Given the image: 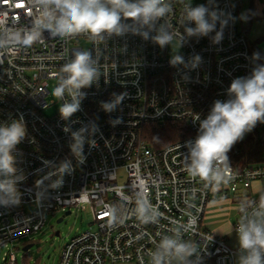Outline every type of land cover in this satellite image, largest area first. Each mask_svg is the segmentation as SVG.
<instances>
[{"label":"built area","instance_id":"1","mask_svg":"<svg viewBox=\"0 0 264 264\" xmlns=\"http://www.w3.org/2000/svg\"><path fill=\"white\" fill-rule=\"evenodd\" d=\"M168 3L171 12L160 23L173 39L164 47L151 39L155 30L148 39L128 31L101 42L88 34L52 38L43 31L26 45L41 15L37 0H0V123L23 116L27 127L16 153L17 175L24 176L16 185L21 203L0 207V252L7 249L6 264H17L16 248L22 240L27 239L24 247L34 240L49 214L73 209L90 210L93 222L62 248L58 264H156L157 259L180 264L159 248L164 237L191 242L196 247L193 264H235L239 248L204 229L203 222L211 201L231 196L241 219L264 208V124L232 147L231 179L219 186L189 175L185 142L197 135V117L204 119L214 101L228 99L231 82L250 75L257 65L253 42L239 24L243 1ZM188 4L224 13L220 19L227 23L219 42H214L219 20L206 36L187 35L185 28L195 27L184 21ZM174 42L183 49L170 53ZM78 51L91 54L100 75L81 89L85 96L70 118L63 119L59 111L47 115L56 103L48 98L66 78L61 69ZM176 56L181 60L173 64ZM122 94L123 100L105 111L103 104ZM71 99L66 92L57 102L61 106ZM166 125H181L182 138L156 147L149 131ZM73 132L83 138L79 156L72 151ZM254 137L262 146L260 154L240 148ZM63 163L69 168L61 172Z\"/></svg>","mask_w":264,"mask_h":264},{"label":"clouds","instance_id":"2","mask_svg":"<svg viewBox=\"0 0 264 264\" xmlns=\"http://www.w3.org/2000/svg\"><path fill=\"white\" fill-rule=\"evenodd\" d=\"M37 5L41 15L25 37L23 42L26 45L40 39L43 31H48L52 38L88 34L93 41L101 42L106 36H120L128 31L148 39L149 31L155 30L157 34L151 39L161 47L173 39L166 30V24L160 23L171 12L168 0H37ZM223 15L216 10L210 11L204 4L195 7L188 4L184 9V21L194 22L195 27H186L185 32L188 36H206L214 30L219 20L221 30L214 37V42H219L223 26L227 23V19H220ZM241 18L247 19L243 14ZM158 24L160 26L157 28ZM259 59V53L254 52L253 60ZM180 60L181 57L176 56L171 62L175 64ZM96 64L90 53L78 51L70 63L63 65L61 71L66 78H61L53 91V95L60 100H64L66 92L72 98L70 102L65 100L59 108L63 119L70 118L79 110L80 100L85 96L81 89L90 87L98 79L100 73ZM124 95L112 103L103 104L105 111L113 110ZM227 96L226 100L214 101L204 119L197 117V135L185 142L188 149L186 171L191 177H199L215 186L231 179L228 153L232 147L258 123L264 124V64L256 65L246 77L235 78L227 89ZM72 136L75 140L72 151L79 156L83 144L81 132H73ZM26 137L27 127L23 116L0 123V207H15L21 203L22 194L16 185L24 176L17 175L16 153L17 146ZM68 168L69 165L63 163L60 171ZM194 223V220L190 221L189 227ZM237 233L239 264H264V208L251 216H244ZM159 248L175 257L180 264H193L190 258L196 254V247L191 242L164 237ZM156 264H160L159 259Z\"/></svg>","mask_w":264,"mask_h":264},{"label":"rangeland","instance_id":"3","mask_svg":"<svg viewBox=\"0 0 264 264\" xmlns=\"http://www.w3.org/2000/svg\"><path fill=\"white\" fill-rule=\"evenodd\" d=\"M241 14L247 16V10L252 6L255 9L258 17L252 24L250 32V41L264 37V0H242ZM258 46L264 53V40ZM182 45L179 42H174L169 45L170 53L181 51ZM49 102L55 101L49 108L46 109L47 115L55 114L59 111L60 104L57 98L51 94L48 98ZM125 177L122 175L120 182H123ZM232 199H222L221 201H211L207 207L206 215L203 222V228L213 231V228L218 225L221 220H225L228 224L225 228L227 233L225 236L228 242L232 245L235 241L238 242V233L236 226L241 221L239 206ZM220 205L222 208H220ZM222 211V212H220ZM220 212V213H219ZM64 216L62 222L58 220ZM93 222V215L90 210L73 209L72 213L66 215L65 212H58L56 214H49L45 227L35 236L34 240L29 244H33L29 251L25 252L23 249L27 239L22 240L20 249L16 248L17 264H58L62 248L75 235L85 232L91 228ZM59 232V235H56ZM7 251L3 248L0 252V264H6L4 261V254ZM28 258L24 260V256ZM122 264V263H121ZM135 264V263H126Z\"/></svg>","mask_w":264,"mask_h":264},{"label":"trees","instance_id":"4","mask_svg":"<svg viewBox=\"0 0 264 264\" xmlns=\"http://www.w3.org/2000/svg\"><path fill=\"white\" fill-rule=\"evenodd\" d=\"M248 12H249L248 26L244 28V31L249 35L248 32H249L250 24L254 18L253 8H250ZM262 40H264V37L256 40L253 43L254 52H258L260 55V59L257 60V65L264 64V53L261 50V48L258 46V44ZM182 129L183 128L181 125H166L164 127H160L157 130L154 129L150 130L148 137L156 147H162L170 143L179 141L182 138ZM257 139H258L257 137L251 138V142H252L251 144H249L248 141L246 146H241L240 148L243 149L244 151H248V149H254L259 151L258 153L260 154V150L262 149V146L259 144V142L257 143ZM27 258L28 255L25 254L24 260H26Z\"/></svg>","mask_w":264,"mask_h":264},{"label":"crops","instance_id":"5","mask_svg":"<svg viewBox=\"0 0 264 264\" xmlns=\"http://www.w3.org/2000/svg\"><path fill=\"white\" fill-rule=\"evenodd\" d=\"M250 8H253V7L251 6ZM249 9L247 10V16H246L247 19L245 20V19L241 18L242 14H241V8H240V23L239 24H240V28L242 30H244V28L248 26V13H249L248 11H249ZM253 13H254V18H253V21L250 24V28H249V32H248L249 36H250L252 24L258 18L256 16V12H255L254 8H253ZM222 206H224V205H220L219 207L222 208ZM220 212H222V211H220ZM227 225L228 224L225 222V220H221V222L213 228V232H215V233H217L219 235H226L227 231H226L225 228L227 227ZM232 246L235 247V248H239V245H238L237 241H235V243H233ZM239 255H240V253L238 252V254L236 255V258H235V264H239Z\"/></svg>","mask_w":264,"mask_h":264},{"label":"water","instance_id":"6","mask_svg":"<svg viewBox=\"0 0 264 264\" xmlns=\"http://www.w3.org/2000/svg\"><path fill=\"white\" fill-rule=\"evenodd\" d=\"M65 214H66V215H69V214H71V211H67ZM63 219H64V216L61 217V218L58 220V223L62 222ZM56 235H59V232H56ZM32 245H33V244H28V245H26V246L24 247L23 250H24L25 252L29 251V249L32 247Z\"/></svg>","mask_w":264,"mask_h":264}]
</instances>
